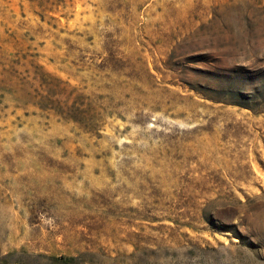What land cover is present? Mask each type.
Segmentation results:
<instances>
[{"label":"rangeland","instance_id":"obj_1","mask_svg":"<svg viewBox=\"0 0 264 264\" xmlns=\"http://www.w3.org/2000/svg\"><path fill=\"white\" fill-rule=\"evenodd\" d=\"M0 264H264V0H0Z\"/></svg>","mask_w":264,"mask_h":264}]
</instances>
